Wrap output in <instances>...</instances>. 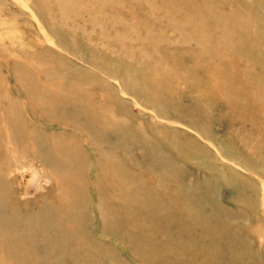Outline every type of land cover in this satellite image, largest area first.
Masks as SVG:
<instances>
[{"label": "rangeland", "instance_id": "374dc122", "mask_svg": "<svg viewBox=\"0 0 264 264\" xmlns=\"http://www.w3.org/2000/svg\"><path fill=\"white\" fill-rule=\"evenodd\" d=\"M12 70L47 96L90 104L85 118L105 104L137 163L75 139L86 167L59 153L60 176L47 174L29 142L11 143L0 112V264H264V0H0V96L20 102L28 128H17L55 135L45 147L66 152L73 126L24 100ZM115 159L144 192L111 194L97 167ZM162 169L196 182L207 206L184 210ZM73 215L112 253L78 240Z\"/></svg>", "mask_w": 264, "mask_h": 264}, {"label": "bare ground", "instance_id": "6f19581e", "mask_svg": "<svg viewBox=\"0 0 264 264\" xmlns=\"http://www.w3.org/2000/svg\"><path fill=\"white\" fill-rule=\"evenodd\" d=\"M20 71L21 70H17L15 72V70H12L11 73H13V74L16 73L19 75V76L17 75L18 88L20 91L19 93H21L24 96V100H27L28 102L32 101V102L38 103L40 106H42L40 108L42 109L43 114L48 115V117L53 116V114L63 115V117H65V120L63 123L66 126H68V125L73 126L72 127L73 128L72 134L70 136V137H72V140L68 139V138L63 140L64 141L63 143L66 145L65 147H66L68 152L62 151L60 145H58V147H57L56 146L57 143L54 146H52V152H49L47 150V148L45 147V144L48 142L49 143L57 142L59 140L58 137H56L55 135H52V137L47 138V137L42 136L38 131H33L30 129L17 128L16 125H20V127L25 126L24 128H28V123L26 122V120L23 118V115H22V108H21L22 106H21L20 102L18 100H16L15 98H8L6 96V94H2L0 96V103L4 102V107H5L3 109L0 108V112L2 113L3 117H5V123H6L5 130L6 131L10 130V132L8 133L9 134L8 138L11 140V143H16V142L20 143L21 142V143L26 144V142H29V144L33 148L36 149L37 155L41 158V161L44 164H47V166L51 169V171H48V172L46 171L47 174H50V175L54 174L57 177L60 176V174H59L60 165L59 164L57 165L56 162H54V157L57 156V154L59 155V153H62L63 156H65V154H67L73 160L72 162H77L78 164L74 163V165H77L78 170L81 171V167L82 168L86 167V166H84V164H86L85 160H87L89 157L81 149V146H80L81 144L88 145L90 147V150L92 153L97 152V153L101 154L102 156H105L107 153L111 154L110 152H112L113 151L112 148H114L115 150H117V152H120L121 156H124L125 161L127 160L131 165H134V167L136 166L137 162L135 160H133V158H132L133 157V151L130 148L129 142L128 143L126 142V138H125L126 130H125V128H117L118 120L113 118V116H112L113 110L111 111L105 106V104H101V105L97 106L98 108L92 107L90 109L91 112L85 118V116H86L85 111L88 109V106L90 104L83 102V105H82L77 100H72L73 102H71L70 98H72V97H68L65 95L64 96L61 95L60 97H57V96L49 93V95L47 96V94H45L44 90H41L39 88H35V86H33V85L31 86V81H29L27 76H25ZM17 81L15 80L14 82H17ZM8 90H9V88H8ZM77 97H78L77 99H79V97L81 98L82 96L79 95ZM88 102L91 103V101H88ZM91 104L93 105V103H91ZM24 105L26 106L25 101H24ZM69 106H72L71 110H68ZM23 110H26V109L23 108ZM4 111H8L10 113L13 112L15 114V116L11 118L9 115V118H8V116L4 113ZM107 127H111V128H107ZM76 136L77 137L79 136V138H77ZM110 138H114L113 142H110V140H109ZM75 139L79 140L81 142V144H77V141L74 142ZM46 140H48V141H46ZM107 140H109V141H107ZM98 146H105L106 148H109V151L107 150L108 151L107 152L106 149L100 150L98 148ZM110 147H112V148H110ZM140 156H141V160H142V158H144V159H146V162H147V158H146V155H144V152H141ZM67 161H68V159H67ZM89 162L90 163H88V164L94 163L93 160L92 161L89 160ZM148 165H149V163H148ZM97 168L100 172H104L106 174L107 179H108L107 181L109 183L108 187H109V191H111V194L115 193L116 191L121 192V190H123V193L127 192L126 188L128 187L129 184H131L133 186V189H134L133 191H136V192H137V190L140 192H142V190H143V192H144V190L146 189L145 185H142L139 189L138 188L139 182H136L135 180L129 179L126 177L124 170H123V165H122V162L120 159H118V161H117V159H115L114 161L109 160L108 162H105L104 165L102 162L99 161V166ZM162 170H163L164 174L165 173L167 174V176H168L167 178L171 181V184L173 185V188H174V191L172 193H169L168 195L171 194V196L175 198L176 202L180 203V205L182 206V208L184 210L191 208V206L192 207L196 206V205H189L190 200H194L196 202L195 204H198L199 206H203V207L207 206V203L201 200V198L197 192L199 190V186L197 185L196 182H193V181H192V183L189 182L190 184L188 183L187 186H190V187H186V182H184L185 179L183 180L182 178H179L177 176V175H179L178 171H170L169 169L168 170L162 169ZM88 171H90V168L88 169ZM85 174L86 173H84V174L81 173V175L86 177ZM92 175H94V174H92ZM63 176H65V175H63ZM77 177L79 179H82L81 176H79V175ZM117 179H121L123 181H117ZM158 185H160V184H158ZM132 186H129V187H132ZM99 187L100 186H97V188H99ZM131 193H129V196L131 195ZM97 194H99V192ZM146 194H147V192L145 193L144 197L147 196ZM142 199H143V197L141 196V199H140L141 202H138V206H140L142 208L141 210H144V211L149 210L146 208L147 205H146L145 200H142ZM132 200L133 199H131L130 202ZM152 202L153 201H151V203ZM83 203H84L83 200H76V202L73 203V207L79 208V205L82 206ZM127 203H129V202L127 201L126 204ZM149 203H150V201H149ZM97 206H99L100 208L104 207V205H102V203H100V202ZM138 206H137V208H138ZM128 207H130V206H128ZM131 208H132V206H131ZM126 209H128V208H126ZM150 209L152 210V208H150ZM155 209H153L154 214H152V212H148L149 213L148 216H150L149 220L151 222H154L152 224V226L155 229H157L158 225L156 223H158L159 220H162V219H158V217L161 214L160 215L156 214ZM141 210H139V211L135 210L134 213L132 212L133 216L137 219V223H139V225L140 224L142 225V223H144V221L146 223V220H147V218H146L147 216L141 215V217H140L139 214H140ZM101 211L103 212L102 209H101ZM81 213H82V211H81ZM192 213L193 212H190V214H192ZM143 214H145V213H143ZM162 215H164V214H162ZM53 217H54L53 215L47 216L48 220H52ZM79 218H77L74 215L72 217H70V219L73 221L74 225L76 226L77 234H78V240H81L82 242H84V240L87 239L89 244L94 245L93 252H98V253L104 252V254H105V252H107V253L111 254L112 251L109 249L103 248L101 243L94 242L95 240L90 241L89 238H87V235L85 232L86 231L85 227L87 225L84 227L83 223H82L84 220L83 221L79 220ZM52 221H54V219ZM141 225H140V227H141ZM104 226L110 227V226H112V224H109L107 222L106 224H104ZM105 227L103 229V232L106 234H110V232L105 231ZM228 230H229V228H228ZM44 231H45V229H44ZM141 231H143V229ZM225 232H226V230H225ZM136 233H139V232H136ZM229 234H231V233H229ZM49 236H50V234L47 235V238L45 239V241H46L47 247L49 246L51 248L52 246H51V243L49 240ZM215 236H217V235H215ZM59 239L60 238H58V236H55V240H59ZM61 240H62V238H61ZM58 242H60V241H58ZM64 242H65V240H62V243H64ZM154 255H156V254H154ZM70 256H71L70 258L68 257L69 258L68 261H70V264H75L74 263L75 257L73 255H70ZM12 257H10V258H12ZM140 258H141V256H140ZM31 259L34 260V257L31 256ZM13 260L15 261L14 257H13ZM39 261H41V260H39ZM178 262H179L178 260H175L174 263H178ZM15 264H22V262L19 261Z\"/></svg>", "mask_w": 264, "mask_h": 264}]
</instances>
